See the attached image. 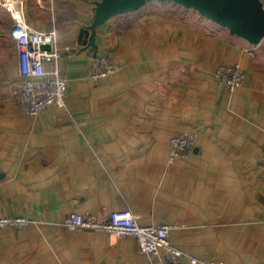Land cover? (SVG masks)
Here are the masks:
<instances>
[{"label": "crops", "instance_id": "obj_1", "mask_svg": "<svg viewBox=\"0 0 264 264\" xmlns=\"http://www.w3.org/2000/svg\"><path fill=\"white\" fill-rule=\"evenodd\" d=\"M97 0H24L26 23L56 32L65 106L25 113L12 16L0 6V264H149L134 238L71 229V213L131 211L178 226L169 241L198 264H264V40H245L172 2H150L96 30L97 53L121 66L89 80L83 25ZM2 26V27H1ZM252 53V54H251ZM238 63L233 92L219 65ZM194 131L185 160L169 139Z\"/></svg>", "mask_w": 264, "mask_h": 264}, {"label": "built area", "instance_id": "obj_2", "mask_svg": "<svg viewBox=\"0 0 264 264\" xmlns=\"http://www.w3.org/2000/svg\"><path fill=\"white\" fill-rule=\"evenodd\" d=\"M262 1L264 3V0ZM23 5L24 0H0V6L13 19L10 36L17 46L18 69L21 77L18 88L19 100L25 113L34 116L52 105L59 108L65 106L67 82L57 67L50 70L45 68V63H57L62 57L61 51L56 46V32L54 30L41 32L29 26L25 20ZM120 70L121 66L109 56L92 54L88 78L96 82ZM215 76L219 84L228 92L241 87L247 79L238 63L219 65ZM196 143L197 135L194 131L172 136L169 139L168 163L187 159ZM260 173L264 178V145L260 159ZM29 223L30 219L26 217L0 215V229H19ZM66 224L71 229L103 232L116 238H134L149 264H182L185 257L183 252L172 246L169 241L170 232L178 226L144 225L139 223L128 210H116L107 215L91 212L71 213L66 219ZM188 260L190 264L201 263L193 257H189Z\"/></svg>", "mask_w": 264, "mask_h": 264}, {"label": "water", "instance_id": "obj_3", "mask_svg": "<svg viewBox=\"0 0 264 264\" xmlns=\"http://www.w3.org/2000/svg\"><path fill=\"white\" fill-rule=\"evenodd\" d=\"M150 2H172L191 9L252 46L264 40L262 0H97L83 25V35L87 38V47L92 54H97L95 35L99 27L112 18L136 12Z\"/></svg>", "mask_w": 264, "mask_h": 264}, {"label": "rangeland", "instance_id": "obj_4", "mask_svg": "<svg viewBox=\"0 0 264 264\" xmlns=\"http://www.w3.org/2000/svg\"><path fill=\"white\" fill-rule=\"evenodd\" d=\"M2 27V26H1Z\"/></svg>", "mask_w": 264, "mask_h": 264}]
</instances>
